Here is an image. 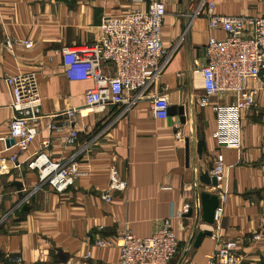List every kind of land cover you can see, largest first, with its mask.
<instances>
[{
  "label": "crops",
  "instance_id": "obj_1",
  "mask_svg": "<svg viewBox=\"0 0 264 264\" xmlns=\"http://www.w3.org/2000/svg\"><path fill=\"white\" fill-rule=\"evenodd\" d=\"M166 5L162 40L176 48L160 82L170 106L184 107L180 116L158 120L148 98L135 103L123 117V106L82 118L64 114L44 118L35 143L23 153L7 144L13 118L12 94L4 78L33 71L38 75L46 116L84 107L92 81H71L61 54L63 48L93 44L100 39L103 17L119 16L150 0H0V261L6 264H118L119 248H98V239L117 243L131 231L139 238L155 234L166 220L180 241L179 254L170 264H208L221 240H235L245 256L244 264H264V73L258 82L257 106L243 113L242 148L228 149L214 140L216 118L212 109L201 108L204 94L199 72L206 63L210 38L224 39L222 30H210L204 17H195L193 0H158ZM216 12L225 16H264V0H215ZM182 40V41H181ZM32 42L27 48L25 42ZM9 44V46H8ZM195 62H198L196 66ZM233 97L221 95L214 103L229 104ZM115 120V122H114ZM53 124L55 131L50 129ZM76 138L59 136L73 128ZM182 133V139L176 134ZM204 134L206 150L199 155L197 140ZM4 139V140H3ZM52 159L80 164L74 186L63 194L41 184L28 163L45 140ZM190 140V159L186 140ZM18 154L14 164L10 157ZM227 169L224 184L228 198L221 226L202 221L201 195L214 194L200 181L213 170L218 156ZM111 165L117 167L123 191L112 192V202L101 194L109 188ZM17 184H22L21 188ZM27 205L30 211L21 213ZM190 206L192 213L184 214ZM211 231L195 247L200 232ZM261 235L260 241L253 236Z\"/></svg>",
  "mask_w": 264,
  "mask_h": 264
},
{
  "label": "built area",
  "instance_id": "obj_2",
  "mask_svg": "<svg viewBox=\"0 0 264 264\" xmlns=\"http://www.w3.org/2000/svg\"><path fill=\"white\" fill-rule=\"evenodd\" d=\"M142 4L144 0H132ZM197 2L195 17H204L210 30H222L224 39L210 38L206 45V63L200 67L204 94L199 99L201 108H211L216 118L214 140L219 146L240 150L242 148L243 113L257 106L259 88L250 86L258 82L264 73V16H225L216 12L215 0H193ZM166 5L158 0H150L147 9L111 17H103L100 25V39L93 44L76 48H63L61 54L66 65V76L71 81H92L93 87L84 96V107L65 113L46 116L42 112L43 98L36 72L29 71L7 75L4 81L12 94L13 118L9 124L7 140H13L10 148L18 153L26 152L36 141L38 125L44 118L56 119L64 114L70 117L79 114L82 118L103 113L109 106H123L119 114H128L135 103L148 98L151 110L158 120H165L170 108L167 96L160 91V82L176 48L167 49L162 40L163 21ZM182 41V40H181ZM27 48L32 42L24 43ZM9 46V44H8ZM10 47V46H9ZM198 66V62H195ZM221 95L233 97L229 104L214 103ZM115 122V120H114ZM50 129H57L53 124ZM79 130L73 128L60 134L62 141L76 138ZM182 139V133L176 134ZM4 140V139H3ZM51 146L50 140L41 143V151L28 163V169L36 171L41 184L50 186L59 194L74 186L80 164L72 157L69 161L52 159L45 151ZM18 154L11 156L16 163ZM218 185L210 190L218 196L219 204L214 214V226L218 229L224 215L228 193L224 184L227 169L223 156L219 155L210 172ZM110 185L101 194L106 203L112 202L113 191H123L126 183L120 180L116 166L109 170ZM190 206L183 213L189 214ZM3 223L0 222V226ZM208 264H244L245 256L239 252L235 240H221ZM260 241L261 235L253 236ZM98 248L117 246L120 251L118 264H170L179 254L180 241L168 219L152 236L139 238L131 231L124 232L116 244L98 239ZM0 264H6L0 261Z\"/></svg>",
  "mask_w": 264,
  "mask_h": 264
},
{
  "label": "water",
  "instance_id": "obj_3",
  "mask_svg": "<svg viewBox=\"0 0 264 264\" xmlns=\"http://www.w3.org/2000/svg\"><path fill=\"white\" fill-rule=\"evenodd\" d=\"M185 110L184 107L170 106L168 109V116H180L181 121L185 122ZM8 146L14 144L13 140L7 141ZM206 150V139L204 134H202V138L197 140V152L199 155ZM186 158L189 163L190 159V140H186ZM201 183L216 187L218 185L217 179L215 177H210L209 172H203L200 175ZM19 188H21L22 184H17ZM201 204H202V221L210 226L214 224V214L215 210L218 207L219 200L218 196L215 194L204 192L201 195ZM192 213V211H191ZM211 231L200 232L196 238L195 247H198L204 236H211Z\"/></svg>",
  "mask_w": 264,
  "mask_h": 264
},
{
  "label": "trees",
  "instance_id": "obj_4",
  "mask_svg": "<svg viewBox=\"0 0 264 264\" xmlns=\"http://www.w3.org/2000/svg\"><path fill=\"white\" fill-rule=\"evenodd\" d=\"M29 211H30V208L27 205H25V206L22 207L21 213L23 215V214L28 213ZM2 228H3V226H0V231H1Z\"/></svg>",
  "mask_w": 264,
  "mask_h": 264
}]
</instances>
